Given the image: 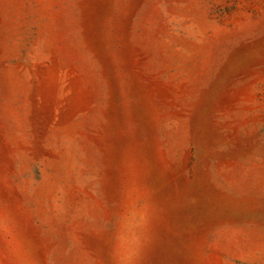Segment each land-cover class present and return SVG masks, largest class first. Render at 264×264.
<instances>
[{
	"label": "rangeland",
	"instance_id": "rangeland-1",
	"mask_svg": "<svg viewBox=\"0 0 264 264\" xmlns=\"http://www.w3.org/2000/svg\"><path fill=\"white\" fill-rule=\"evenodd\" d=\"M0 264H264V0H0Z\"/></svg>",
	"mask_w": 264,
	"mask_h": 264
}]
</instances>
